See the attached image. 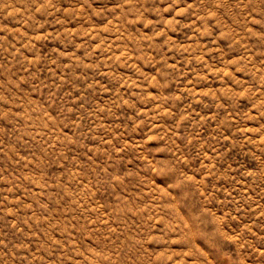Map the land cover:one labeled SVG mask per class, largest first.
I'll list each match as a JSON object with an SVG mask.
<instances>
[{
    "label": "rangeland",
    "instance_id": "rangeland-1",
    "mask_svg": "<svg viewBox=\"0 0 264 264\" xmlns=\"http://www.w3.org/2000/svg\"><path fill=\"white\" fill-rule=\"evenodd\" d=\"M0 264H264V0H0Z\"/></svg>",
    "mask_w": 264,
    "mask_h": 264
}]
</instances>
